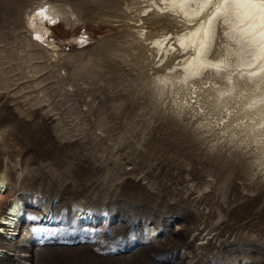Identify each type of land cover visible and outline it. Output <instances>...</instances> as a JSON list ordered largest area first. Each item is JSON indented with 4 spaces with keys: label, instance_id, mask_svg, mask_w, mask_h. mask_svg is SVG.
Returning a JSON list of instances; mask_svg holds the SVG:
<instances>
[{
    "label": "rangeland",
    "instance_id": "obj_1",
    "mask_svg": "<svg viewBox=\"0 0 264 264\" xmlns=\"http://www.w3.org/2000/svg\"><path fill=\"white\" fill-rule=\"evenodd\" d=\"M152 1L0 0V221L23 209L0 264H264V133L209 93L222 78L156 81L186 56L175 21L139 22ZM41 3L76 22L34 37ZM227 42L220 26L211 59Z\"/></svg>",
    "mask_w": 264,
    "mask_h": 264
},
{
    "label": "bare ground",
    "instance_id": "obj_2",
    "mask_svg": "<svg viewBox=\"0 0 264 264\" xmlns=\"http://www.w3.org/2000/svg\"><path fill=\"white\" fill-rule=\"evenodd\" d=\"M160 2L161 4L155 0L149 2L148 7L152 9L150 11L142 9L139 22L145 20L153 27L162 20L175 21L180 32L175 35L174 47L166 36L148 38V40L158 52L167 53L169 52L167 47H173L177 51H182L186 57L175 77L168 73L161 75L162 77L158 76L156 81H159V84H179L187 87L193 80H200L205 74L213 79L222 78L223 83L219 85L216 80L213 81L212 86L208 88L209 93L221 104L233 98H240V110L253 121L246 124L247 132L264 133V13L257 7L236 3L233 0L229 2L212 0L211 4H206L203 0H160ZM75 16L72 12H65L48 3H41L32 10L26 20L32 35L41 38L45 22L54 23L61 19L70 21ZM220 26L228 42L224 47V54L219 55L217 59H211L210 55ZM145 34L146 32H143L141 36L145 37ZM70 41L79 43L84 41V38H73ZM50 47L54 48V44ZM254 116L257 119L253 118ZM2 187L3 182L0 181V190ZM22 210L18 201L8 206L9 213L0 221L2 232L7 235L5 227L14 230L19 226ZM78 214L82 224L92 227L105 220V217L93 218L88 212ZM46 228L40 226L24 229L23 237L29 241L33 234L45 232ZM149 231L153 230L149 229Z\"/></svg>",
    "mask_w": 264,
    "mask_h": 264
},
{
    "label": "snow or ice",
    "instance_id": "obj_3",
    "mask_svg": "<svg viewBox=\"0 0 264 264\" xmlns=\"http://www.w3.org/2000/svg\"><path fill=\"white\" fill-rule=\"evenodd\" d=\"M203 2L206 4H211L212 0H203ZM225 2H229V0H225ZM233 2L243 3L252 7H257L262 13H264V0H233Z\"/></svg>",
    "mask_w": 264,
    "mask_h": 264
}]
</instances>
